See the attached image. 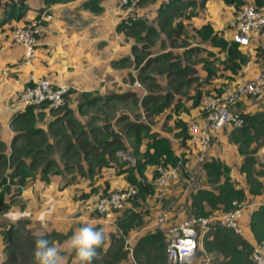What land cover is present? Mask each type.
<instances>
[{
    "label": "crops",
    "instance_id": "obj_1",
    "mask_svg": "<svg viewBox=\"0 0 264 264\" xmlns=\"http://www.w3.org/2000/svg\"><path fill=\"white\" fill-rule=\"evenodd\" d=\"M85 1L87 0H24L27 8L22 9L20 15H17V8L8 6H5V8L0 7V137L6 143L8 150L16 134L12 126V118L20 110L18 95L23 86L31 80L39 77H48L54 83L68 84L70 86V92L76 91L75 93H81L100 89V92H105L110 95L111 88L106 85H103L101 88L100 85L103 81L108 83L109 81L117 79L118 83L115 86V90L113 89L115 92L112 94L125 91L136 93L134 91L135 85H132L133 89H125L123 87L124 83L119 78L120 75L123 77V73L125 72V57L133 59L136 51L144 50V48L138 46L139 42L142 43L141 41H137L140 40V36H155L156 34H146V31H143L138 36H134L120 29L119 23L122 12L118 7V0H99L98 4L101 7L99 11H94L89 8L84 4ZM166 1L154 0L152 3L154 9L151 17L157 20L159 27V9ZM208 1H205L203 7L197 6L196 11L198 8H204ZM252 1L258 7L264 9V0ZM221 2L227 4L226 6L233 12V7L229 6L233 5V3H226L223 0ZM41 9H44V12L47 11L51 17L42 20L43 28L39 35L35 56L28 61H24L23 46L13 41L11 30L15 26L23 25L36 18L38 11ZM229 9H226V11H229L230 15L232 12L230 13ZM141 12L142 9L139 14ZM40 14L38 15L39 17ZM198 16L199 13L191 18H185L191 22V20L198 18ZM176 21L175 17L173 24ZM206 22H210L213 28L225 38L232 39L234 28L228 36L227 33L224 34L216 29L219 27H216L213 20H201L196 27ZM154 28L155 30L158 29L157 27ZM157 32L159 31L157 30ZM159 33H162V31ZM182 34L184 35V31ZM263 42L264 38L262 37L259 42L241 45V49L248 55V61L239 73H232L230 69L223 68V64L221 63L225 77L230 78L231 81L248 79L263 67ZM257 46L263 50L262 56L256 53ZM221 52V55H217L220 59H223L225 53L224 51ZM198 74L206 80L207 70L204 67V61L201 64ZM215 77L216 75L208 81L213 80ZM220 88L219 86L217 90ZM182 94L183 92L180 90L178 94H174L171 101H174L175 105L179 104L182 106L184 104L183 100L187 98V100H192L191 107H196L200 104V102L196 105L193 104V97L191 95L195 93L189 91L184 96ZM129 97L131 96L127 98ZM233 108L240 114H252L264 111V99L247 96L238 101ZM44 112L51 114L48 108L44 109ZM194 118L200 120L203 117L197 115ZM175 127L172 129L173 139H170L169 135L163 134V136L169 138L175 154L177 156L186 154L187 150L192 151L194 154L195 151L191 144L190 146L188 145L189 147L180 144L177 135L179 130L176 131L177 129ZM234 128L233 126H224L212 133L209 158L215 157L225 162L230 167L229 174L235 185L244 188L246 198L241 216V234L253 244L256 239L249 226L250 215L254 209L264 202V161L258 158V154L264 152V134L259 138L261 143L254 152L256 158L255 168L259 171L258 178L262 181L263 188L260 193L251 194L248 189L249 186L246 176L240 170L243 156L238 151V144L230 139L231 131ZM143 145L145 148L146 144L143 143ZM255 145V142L251 144L252 147ZM187 147L188 149H186ZM104 167L106 166L101 167V169ZM201 170L206 176L202 167ZM108 174L113 173L108 172ZM60 178L56 173H53L49 174V181H45L37 175L22 188L18 195L13 197V203L9 209L0 213V261L5 257L1 254V250L5 245L3 243V232L9 226H13L23 233L29 231L31 234H46L55 231L58 234H63L64 236L62 238L60 237L59 240L53 238L52 242L66 248L65 241L68 240L72 233L84 223H91L101 228L105 237L102 247L97 250L99 255L93 260L92 264H105L103 254L113 246L111 243L112 236L121 234L120 228L117 225V219L124 210L116 213L113 220H109L101 217L94 211L93 204L102 193L114 188L126 186L129 183L128 180L121 175L115 177L114 175H108V177L102 180H96L95 182L86 179L83 182L64 183ZM205 180L207 185L203 187H211V184L207 181V177ZM184 194L186 195V193ZM185 195L183 198H186ZM190 198L189 196L188 204ZM9 212L19 213L23 218L12 222L7 215ZM156 229H158V226L155 219L131 228L125 234V240L128 241L127 245L129 244L133 248V252L130 253L126 250V243H124L123 249L128 254L125 259L123 258L116 264H124L127 257L133 260L136 259L135 261L139 263L146 261V264H151V261L157 257L155 259L157 263L166 264V249H162V251L156 249L157 251H155L149 247L148 253L139 254V258L135 255L134 248L139 237L147 232H153ZM200 249L205 250L203 246ZM68 251L65 260L63 259L64 264L67 261H69V264H78L76 257H69L71 250ZM212 253L214 254V251ZM222 259L223 257L219 254L216 257L217 264H222Z\"/></svg>",
    "mask_w": 264,
    "mask_h": 264
},
{
    "label": "trees",
    "instance_id": "obj_2",
    "mask_svg": "<svg viewBox=\"0 0 264 264\" xmlns=\"http://www.w3.org/2000/svg\"><path fill=\"white\" fill-rule=\"evenodd\" d=\"M98 1L87 0L84 4L94 11H99L101 7ZM205 1L167 0L159 9L161 30L171 38L172 42L179 39L184 45H188L186 37L182 34L184 31L182 21H176L173 24L174 18L182 15L186 18H191L197 14L196 7H203ZM223 1L235 3L236 6H239L243 0ZM5 6L17 8V15H20L22 9L27 8L24 0L0 3V7L5 8ZM43 11L44 9L39 10L36 18ZM123 27L127 34L134 36H138L143 31H146V34H158L152 25L146 24L141 18H135L130 24H125ZM194 31L202 40H207L224 51V58L219 59L223 64V68L230 69L232 73L237 74L247 63L248 55L241 49V45L234 39L225 38L213 28L210 22L203 23L199 27H194ZM256 49L258 55L261 54L262 56L264 54L260 47L257 46ZM144 53L135 55L137 65H141L144 61L147 52ZM155 60H159L163 64L161 71L167 73L173 91H167L163 94L149 93L143 98L144 104L151 102L150 108L153 112L160 111L168 106L174 96V92H179L182 85L188 87L192 81L197 82L199 79L195 76V69L191 65H182L180 59L174 58L173 52L170 50L164 51L155 57H149L141 66L143 68L147 67L151 61ZM204 67L207 70L206 80L216 75V70L210 60H204ZM172 74L176 77H170ZM151 82L153 86H159L153 77ZM183 94H186V92L183 91ZM128 96L133 98L135 97V93L125 91L107 95L106 98L116 97L125 100ZM191 96L193 97L194 105L198 104L200 98H202L200 91ZM96 98L92 97L89 101L93 102ZM134 101H137V99L135 98ZM38 106L39 109L36 110L35 108ZM176 106L181 105L176 104ZM62 107L64 106L49 105L48 102L39 105L30 104L25 109L15 113L12 118V126L16 134L13 137L9 150L6 143L0 137V213L9 209L13 203V197L18 195L22 188L34 179L37 174L41 179L49 181V174L60 172L58 161L52 155L53 142L50 137L52 134L57 135V130L52 128L61 120L59 118L50 121L48 129L40 126L37 121L39 116L44 114V109L48 108L49 112L53 113L61 110ZM69 111H71L70 107L65 108L64 113H68ZM241 115L243 122L240 126L232 129L230 139L238 144V151L243 156L240 170L246 176L249 192L251 194H258L262 191L263 183L258 178L259 171L255 168L256 158L254 152L261 143L259 138L264 134V111ZM66 122L72 125L74 130L79 128V132H77L79 135L77 134L76 141L71 139L69 134L66 133L67 131L63 133L67 136L63 147L65 152L70 147H74L77 150L79 156L75 164L82 175H92L95 171V166L100 168L101 166L108 165V160L114 157L118 149L126 148V143L118 132L109 130L105 138L95 143L87 136H80V134L85 133V130L81 127L83 125L80 121L75 117L70 116ZM127 124L128 130L134 136L133 144L136 146L134 154L140 155L136 158L134 164L126 167L124 170L127 172L128 182L137 186L138 197L140 196L142 199H145L147 195L152 194L154 191L153 185L145 179L143 180L145 166L153 163L176 164L179 157L175 154L169 138L156 132H150V127L146 123L129 121ZM178 125L181 127L177 132L180 144L186 145L189 138L187 125L182 121H179ZM63 126L59 129L64 130L66 125ZM144 136L149 139L145 150L141 152L137 146H140ZM253 142L256 145L252 147L251 144ZM82 152L83 157L88 161V168L79 160L81 158L80 153ZM202 169L205 171L207 181L211 184V187L202 186L192 193L188 204L190 215H208L213 210H229L234 207V201L245 200L246 192L244 188L235 185L229 174L230 167L225 162L213 157L202 163ZM137 173L142 179L138 177ZM144 215L145 213L136 210L134 207H129L123 211L122 215L117 219V225L120 228L121 234L118 237L112 236L111 243L113 246L111 247L113 248L110 247L103 254L105 264H116L126 257L127 251L123 249L124 236L131 228L143 223ZM249 226L256 241L264 242V202L251 212ZM44 235L50 241L54 237L62 238L64 236L55 231ZM3 237L5 241V259L3 264H34L35 237L33 234L27 231L21 235L16 228L9 226L4 230ZM149 247L155 251L166 249L165 235L159 228L139 237L134 248L136 257L139 258V254L141 253H148ZM203 247L207 251L219 253L223 257L222 264H254L251 256L253 244L242 234L234 231L233 228L217 222L212 223L209 230L204 234ZM155 259L151 261V264H161L160 262L157 263Z\"/></svg>",
    "mask_w": 264,
    "mask_h": 264
},
{
    "label": "rangeland",
    "instance_id": "obj_3",
    "mask_svg": "<svg viewBox=\"0 0 264 264\" xmlns=\"http://www.w3.org/2000/svg\"><path fill=\"white\" fill-rule=\"evenodd\" d=\"M153 1L154 0H140L137 6L127 11V9L123 7V5H120V2L118 0V7L122 12V17L120 18L119 23L120 29L124 30L123 26L126 24L125 22L129 20L132 21L133 19L140 17L141 19L146 21L147 24L157 27V30L159 32L162 31V33L158 32V34H156L155 36L142 35L140 36V40H137L142 42H139L138 46L144 48V50L136 51L134 54L139 55L145 54L144 52H147L145 59L141 63V65L144 64V62H146L149 57H155L163 51L170 50L173 52L174 58L180 59L182 65H191L195 69V76H198L199 78L197 82L192 81L188 87L186 85H182L181 92L185 91L187 94L189 91L191 93L200 91L202 96L213 91H218L217 89L219 88V86L221 87L219 90H221L224 85L231 81L230 78L225 77V73L221 68V62L219 61L220 57L218 55H221L222 50L213 45L211 42L202 40L200 36L195 33L194 27H196L198 22L201 20H213L216 24V27H219L216 29L220 30V32H223L224 34L227 33V35L229 36L230 32H232L234 28V16L242 3L239 6H236L235 3H233V5H229L234 9L232 12V10L229 9L228 6H226L227 4L221 2V0H209L204 8H198L197 13H199V16L198 18H194L193 20H191V22L190 20H187L183 15L176 17V20L182 21L185 27L184 36L186 37V42L188 43L187 46L184 45L179 39L175 40V42H172L171 38L167 36L163 30H161L157 20L151 17L152 11L154 9V7H152ZM141 9L142 12L141 14H139ZM226 9H229L230 13L232 12V15L230 14L231 16L229 15V11H226ZM190 49L192 50L186 52V50ZM135 55L133 59L125 57V72L123 73V77L121 75L119 76V78H121L120 80L124 83L123 87L125 89H133L132 85H135V97H129L125 100H121L116 97L106 98L108 94H106L105 92H100V89L87 91V93L85 94L83 92L75 93L76 91L71 90L72 92L69 91L70 94L68 92V94L66 95L65 101L61 105L64 107H62L61 110L53 113L50 112L51 114L44 112L43 115L39 116L37 123L45 129H48V123L50 121L59 118L61 120L52 128L57 130V135L52 134L50 138L53 142L52 155L56 157L59 164L60 172L56 174L61 177L60 179L64 181V183L83 182L86 181V179H89V181L91 182H95L96 180H102L103 178L108 177V175H114V177L117 175H121L122 177L127 179V172L124 169L134 164L136 162V158L140 155L139 154L137 156L136 154H134L136 146L133 144L134 136L132 135L131 131L128 130L127 123L129 121H141L143 123H146L150 127V132H156L159 135L167 134L170 136V139H173L174 135L172 129L176 126V131L180 130L181 127L180 125H178L179 121L186 123L188 128L190 123L198 120V118L194 117H196L197 115L204 117V108L201 106V103H198L199 105L196 107H191L192 100H187V98L183 100L184 104L182 106H176L174 101H171V99L168 106L157 112H153L150 108L151 102L144 104L142 100L147 94H163L167 91H173V87H171L170 85L167 73L165 71H161L163 64L159 60L151 61L147 67L143 68V66L136 64ZM206 59L212 62V65L216 70V77L211 81L204 80L205 78L198 74L201 64ZM217 73H220L219 76ZM152 77L159 86L156 87L151 84ZM170 77L176 76L172 74ZM105 82L106 81H103L100 86L101 88L103 85L110 87L111 95L113 92H115V86L118 83L117 79H114V81H109L108 83ZM174 94H178V92H174ZM182 95L184 96V94ZM92 97L97 98L93 102L89 101ZM135 98L137 99V101H134ZM255 98L262 99L263 97L255 96ZM68 107H70L71 111H69L68 113H64L65 108ZM35 109L38 110L39 106ZM70 116L75 117L83 125L81 127L85 130V133L80 134V136L82 135L81 137L87 136L91 141L98 143L101 139L105 138L108 135L109 130H112L118 132L123 137V140L126 143V148L118 149L115 152L114 157H111L108 160V165H104L106 166L104 167L106 169H101V167L103 166H101L100 168L95 166V171L94 173H92V175L86 176L80 174V171L77 169L75 164L79 156L77 154V150L74 147H70L65 152V149L63 147L65 139L67 138V136L63 134L65 133V131H67L66 133L69 134L73 141L77 140V132H79V128L74 130V127L66 122V120ZM186 118H188V120H186ZM63 125H66L65 129H59ZM148 139L149 138L146 136L143 137L140 146H137L139 151L142 152L145 150L146 146L144 148L143 143L146 144ZM188 147L186 149H188ZM80 155V162L86 168H88V161L85 157H83V152L80 153ZM178 157L183 159V161H185L191 168L194 169L197 183H194V177H192L191 179L189 174L181 171L177 179L172 181V183L167 187L158 186L156 183V167L159 163L147 164L143 170V180L145 179L147 182L153 185V193L147 195L145 199H142L140 196L138 197V194L137 196H133L125 204L123 210H126L129 207H134L136 210L145 213L143 224L148 223L151 219H155V222H157L161 214L163 212H167L169 213V217L162 224V227H173L192 216H196L193 214L190 215L188 212V198L192 195V193H194L198 184L202 186L207 185V182L205 180L206 176L202 172L200 165L196 163L197 159L195 153L193 154L192 151L187 150L186 154L179 155ZM258 158L264 161V152L258 154ZM108 172H111L113 174H108ZM138 177L142 179V177H140L139 175ZM184 193H186V195ZM184 195L186 198H183ZM242 202L244 203L245 201ZM221 213L222 210H213L205 216L214 217L220 215ZM20 234L23 235L24 233L20 232ZM57 239L59 240L60 237H58ZM3 243L5 244V241H3ZM3 252L4 247L1 250V254L4 257L5 252L4 254ZM68 252V250L63 252L62 255L64 260L67 256L66 253ZM212 252L213 251L202 250L199 248L193 260L185 264H217L216 257L219 255V253L214 252V255ZM69 257L75 258V253L73 251H70ZM4 259L5 257L3 258V260L1 259L2 261H0V264H3ZM135 260L136 259L133 260L130 257H127L124 264H146V261L139 263ZM65 264H69V261H67Z\"/></svg>",
    "mask_w": 264,
    "mask_h": 264
},
{
    "label": "built area",
    "instance_id": "obj_4",
    "mask_svg": "<svg viewBox=\"0 0 264 264\" xmlns=\"http://www.w3.org/2000/svg\"><path fill=\"white\" fill-rule=\"evenodd\" d=\"M18 2L20 0H0ZM129 11L137 6L140 0H119ZM47 12H42L40 17L34 18L23 25L15 26L11 30L14 42L23 46L24 61L35 56L39 35L42 31V20L50 18ZM130 24L131 21L125 22ZM234 32L232 39L240 45H248L251 42H259L264 38V9L258 7L252 0H243L233 20ZM70 86L66 83H54L48 77H39L27 82L18 95L19 109L23 110L28 105H39L48 102L49 105H62ZM261 96L264 99V68L261 67L248 79H237L228 82L221 90L203 95L200 103L204 108V117L193 121L188 127L189 138L186 145L193 146L196 154V163L202 167V163L210 159V147L212 133L224 126H240L243 122L242 115L234 110L233 106L244 97ZM179 158L176 164L160 163L156 167L158 186L167 187L177 179L181 171L195 178V171ZM196 182V178L194 180ZM202 187L198 184L196 189ZM138 192L136 185L128 184L123 187L108 190L102 193L94 202L93 210L101 217L113 220L116 213L121 212L130 198ZM234 207L222 211L218 216L205 215L192 216L173 227H162L168 219L169 213L163 212L157 220V226L164 232L167 248L166 264H184L193 260L197 250L203 246V236L209 230L212 223H219L233 228L241 234V216L244 203L234 201ZM126 242L127 250L132 253L133 248ZM254 264H264V242L255 241L252 249Z\"/></svg>",
    "mask_w": 264,
    "mask_h": 264
},
{
    "label": "clouds",
    "instance_id": "obj_5",
    "mask_svg": "<svg viewBox=\"0 0 264 264\" xmlns=\"http://www.w3.org/2000/svg\"><path fill=\"white\" fill-rule=\"evenodd\" d=\"M7 215L12 222L23 218L19 213L9 212ZM33 235L35 237L34 264H64L62 254L66 250L75 253L78 264H92L97 258V250L102 247L105 239L103 230L91 223H84L77 228L65 241L66 248L45 238L43 233H33Z\"/></svg>",
    "mask_w": 264,
    "mask_h": 264
}]
</instances>
